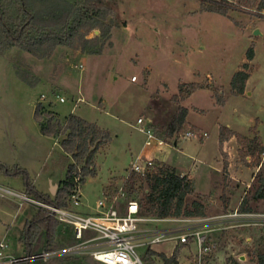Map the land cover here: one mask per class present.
<instances>
[{"label": "rangeland", "instance_id": "obj_1", "mask_svg": "<svg viewBox=\"0 0 264 264\" xmlns=\"http://www.w3.org/2000/svg\"><path fill=\"white\" fill-rule=\"evenodd\" d=\"M11 1L5 0L7 6ZM27 1L42 12L77 0ZM225 1L228 14L204 10L206 0H106L110 13L102 22L109 26V34L101 36L102 26L81 29L86 38H98L97 45L92 41L84 50L77 35L74 46L59 45L45 57L19 47L0 53V160L6 159L12 167L25 166L41 189H48L49 176L61 184L73 162L62 145L66 135H45L36 110L44 106L41 120L45 121L51 113L60 119L74 113L111 134L96 155V175L86 178L89 202L102 197V184L103 193H117L131 173L130 161L137 156L151 158L155 166L174 165L179 174L194 177L186 208L199 201L206 215L152 219L141 222V227L170 230L174 235L184 227L202 226L210 229V249L203 254V264H257V254L264 250V199L255 197L264 177V8L258 7L260 0L256 5L248 0ZM10 11L15 13L14 8ZM257 29L261 33L256 34ZM250 46L255 48V57L248 69V90L234 93L231 80L248 60ZM84 54L88 55L86 64H82ZM192 82L202 87L185 97ZM221 98L223 104L218 101ZM181 106L189 109V122L184 131L168 137L167 127ZM140 117L162 143L156 138L148 142V134L138 124ZM221 126L246 139L234 136L224 142L222 150ZM188 131L198 137L186 138ZM5 176L0 173V183L26 193L22 176ZM138 177L134 192L119 193L116 205L124 211L134 196L144 216L158 218L146 214L149 186L139 173ZM17 200L15 209L22 208L23 213L36 209L32 203ZM15 211L10 218L15 213L19 224L25 217ZM244 212L256 216L241 215ZM8 221L0 220V240ZM58 228L62 230L59 239L50 247L76 242L68 226L59 224ZM171 241L157 243L163 249L158 252L168 258L176 254L178 263L144 252L147 246L136 250L144 264H184L194 259L197 245L192 240L186 245L174 241L173 246ZM22 264L103 263L90 254H68Z\"/></svg>", "mask_w": 264, "mask_h": 264}, {"label": "trees", "instance_id": "obj_2", "mask_svg": "<svg viewBox=\"0 0 264 264\" xmlns=\"http://www.w3.org/2000/svg\"><path fill=\"white\" fill-rule=\"evenodd\" d=\"M203 9L208 11L228 14L225 0H206ZM247 1V0H246ZM258 0H248L250 5H256ZM27 0H12L7 6L5 0H0V53L14 47L25 49L39 57L49 55L59 45L74 46L76 37L80 35L81 47L86 50L92 41L98 44V38H86L87 33H81V29H95L102 26L101 36L109 34L110 28L102 22L107 17L110 9L106 0H77L72 5L53 7L38 12L27 4ZM260 9L264 8V0L258 3ZM14 8L12 13L10 10ZM255 57V48L250 46L246 53L247 61L243 62L231 80L232 91L243 93L250 77L248 71L250 61ZM27 81L26 77H24ZM31 83H34L30 81ZM36 82V81H35ZM192 89L185 97L190 96L202 85L192 82ZM220 104L224 100L218 99ZM43 105H38L36 116L39 120L42 132L48 136L59 137L65 134L62 142L64 149L71 154L73 162L68 165L67 175L62 181L54 198L49 194L39 192L30 179L29 171L21 166L10 167L0 161V172L9 176H22L25 181L27 192L36 198L54 203L59 206L68 204V199L78 183H85L88 176L96 175V155L102 146L111 140V134L96 123L71 113L65 119L54 117L47 121L41 120L45 115ZM189 109L181 106L179 112L167 127V136L172 137L185 129ZM238 135L228 127H220V144L223 150L224 142ZM246 139V138H245ZM227 166V162L225 163ZM141 175V174H139ZM142 176V181L148 183L146 214L169 217L186 215L189 217L205 216L206 210L203 203L196 201L192 208H186V197L194 190V182L186 175H181L176 168L167 164L155 166L149 173ZM78 179V180H77ZM138 173L131 171L124 183V192L133 193L138 182ZM141 187V186H140ZM258 199H264V177L256 191ZM136 199V197L133 196ZM58 221L47 210L39 208L35 216L27 222L22 240L26 246V253L40 251V242L44 235L47 237L49 247L55 242V233ZM150 253H157L168 262L178 263L176 254L168 258L165 254L149 249ZM257 264H264V250L257 254Z\"/></svg>", "mask_w": 264, "mask_h": 264}, {"label": "built area", "instance_id": "obj_3", "mask_svg": "<svg viewBox=\"0 0 264 264\" xmlns=\"http://www.w3.org/2000/svg\"><path fill=\"white\" fill-rule=\"evenodd\" d=\"M135 79L136 76L133 77V80ZM59 99L61 102L66 101L64 97H59ZM138 124L140 125V129L148 134V142L156 138L159 143H162V140L155 136L151 128L144 126L142 117L138 119ZM185 137H198V134L193 131H188ZM154 167L155 165L151 158L138 157L132 162L131 171L145 175ZM123 192L124 183L117 193H106L98 200L95 213H83L76 209L83 204L81 183H78L73 189L68 199V204L65 206L56 205L36 198L28 192H18L0 184V197L19 198L22 202H29L38 208L47 210L59 222L70 225L74 230L76 238V242L67 247H48L38 252L27 253L25 255L10 253L8 251V242L2 240L0 241V264L47 261L51 257L68 254H90L95 260L103 264H144L136 248L138 246H151L168 240H174L176 243L184 245L190 243L192 240L197 245V251L194 259L188 260L184 264H203V254L210 249L207 245L210 229H202V226H198V228L197 226L184 227L179 229V232L174 235H171L172 231L165 229H143L141 227V222L143 221L152 219L167 221L172 220V218H150L144 216L141 206L135 198L129 199L126 208L122 211L116 204L119 199V193ZM233 215H238V213L236 212ZM241 215L254 216L255 213L244 212ZM183 220L192 221L191 218H183ZM193 221L201 220L195 219ZM86 232H90L92 235H86Z\"/></svg>", "mask_w": 264, "mask_h": 264}, {"label": "crops", "instance_id": "obj_4", "mask_svg": "<svg viewBox=\"0 0 264 264\" xmlns=\"http://www.w3.org/2000/svg\"><path fill=\"white\" fill-rule=\"evenodd\" d=\"M68 56H70L69 54H68ZM87 54H84L83 56H81L82 57V64H86V62H87ZM249 79H250V77H249ZM249 79H248V81H247V84H246V91L248 90V83H249ZM250 93V92H249ZM188 115H189V113H188ZM188 117V116H187ZM187 121H188V119H187ZM189 122V121H188ZM234 137V136H233ZM232 138V137H231ZM230 138V139H231ZM219 140H220V134H219ZM225 142H227V141H225ZM223 148H224V146H223ZM225 151H227L226 149H225ZM139 156H137L136 158H133V160H131L130 161V163H132V162H134L137 158H138ZM158 159V158H157ZM2 160L3 161H1V162H5L4 164H6V165H8L6 162V159H3L2 158ZM8 166H10V165H8ZM15 166H21V165H18V163L15 165ZM96 166H97V162H96ZM173 167H175L174 165H172ZM232 166V165H231ZM10 167H12V166H10ZM22 167H24V168H26L25 166H23L22 165ZM98 167V166H97ZM176 168V167H175ZM221 167L220 166H218V168L216 169V171L217 172H220L221 171V169H220ZM27 169V168H26ZM177 169V168H176ZM28 170V169H27ZM230 170H231V172H232V169L230 168ZM29 171V170H28ZM178 171V170H177ZM178 172H180V171H178ZM1 173V172H0ZM182 173H186V172H184V171H182ZM98 175V174H97ZM6 178H8L9 177V175H6L5 176ZM189 178L194 182V177L192 176V175H190L189 176ZM87 180H88V178H87ZM87 180H86V182H87ZM57 180H55L53 177H51V176H49V182H50V184H49V187H48V189H41V188H39L38 186H37V184H36V182L33 180V184H34V186H35V188L39 191V192H41V193H44V194H49V195H55L56 193H57V187L59 188V186L61 185V184H59V183H57L56 182ZM53 182H56L55 183V189L53 188ZM86 182L83 184V186H82V192H83V204L80 206V207H78V208H76L77 209V211H79V212H83V213H95L96 212V210H97V202H95V203H91V202H89L88 201V199L86 198V195H85V191H84V188H85V185H86ZM104 183V182H103ZM0 184H2V183H0ZM195 184V183H194ZM2 185H4V186H7V185H5V184H2ZM103 185L104 184H102V188H101V191H102V196L105 194V193H103ZM8 187V186H7ZM9 188H11V187H9ZM13 189V188H12ZM26 192H27V190H26ZM30 194V193H29ZM18 200H17V198H13V197H3V200H1L0 201V220L2 221L3 219H10V221H8V222H4L5 223V225H4V227H5V231H4V233H3V237H2V239L0 240V241H2V240H5V241H7L8 242V244H9V249H8V251L10 252V253H17V254H21V253H26L27 251H26V246H25V244H24V242H23V240H22V237H23V232H24V229H25V226H26V224H27V222H29L34 216H35V214L37 213V211H38V207L36 206V209L34 210V211H32V212H29V211H25V213H23L24 212V210H21L22 208H17V209H15V206L18 204ZM19 205H22L21 203L19 204ZM12 210H16L15 212H17V214H19V212H21L20 214L22 215V217L24 218L25 217V219H23V221H22V219H21V222H19V224H18V218H17V216H16V214L14 213V216L12 217V218H10V215H11V212H12ZM16 216V217H15ZM54 217V216H53ZM56 219V218H55ZM57 220V219H56ZM58 221V220H57ZM59 224H63V223H61V222H59L58 221V225ZM19 226V228H17L18 226ZM63 225H66V224H63ZM66 226H68L70 229H71V231H72V234H73V237H74V239L76 240V238H75V233H74V230H73V228L70 226V225H66ZM17 228V229H16ZM147 230H153V229H151V228H146ZM159 229H161V228H158V229H155V230H159ZM61 228H58V226H57V229H56V233H55V242L59 239V237H58V234H59V232L61 233ZM86 235H92V233L90 234V232H86ZM55 242H54V244H55ZM171 244H172V246H173V244L175 243V242H170ZM157 244V243H156ZM156 244H153V245H151V246H147L146 248H145V251L144 252H148L149 251V249H151V250H154V251H156V252H158V251H162L163 249H160V248H158L157 247V245ZM47 247V246H49V244H48V242H47V237H46V235H44L43 237H42V239H41V242H40V247H39V249L40 250H42L44 247ZM172 253V252H171ZM171 253H169V254H171ZM196 253V252H195ZM97 261V260H96Z\"/></svg>", "mask_w": 264, "mask_h": 264}, {"label": "water", "instance_id": "obj_5", "mask_svg": "<svg viewBox=\"0 0 264 264\" xmlns=\"http://www.w3.org/2000/svg\"><path fill=\"white\" fill-rule=\"evenodd\" d=\"M255 33H256V34H258V33H261V32H260V30H259V29H257V30L255 31Z\"/></svg>", "mask_w": 264, "mask_h": 264}, {"label": "bare ground", "instance_id": "obj_6", "mask_svg": "<svg viewBox=\"0 0 264 264\" xmlns=\"http://www.w3.org/2000/svg\"><path fill=\"white\" fill-rule=\"evenodd\" d=\"M171 242H174V241H171Z\"/></svg>", "mask_w": 264, "mask_h": 264}]
</instances>
